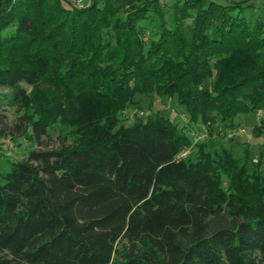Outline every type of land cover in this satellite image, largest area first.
Masks as SVG:
<instances>
[{
	"label": "trees",
	"instance_id": "obj_1",
	"mask_svg": "<svg viewBox=\"0 0 264 264\" xmlns=\"http://www.w3.org/2000/svg\"><path fill=\"white\" fill-rule=\"evenodd\" d=\"M227 1L0 0V134L35 144L2 176L0 264H264L261 159L212 141L254 114L264 138V15ZM139 98L191 131L115 130Z\"/></svg>",
	"mask_w": 264,
	"mask_h": 264
},
{
	"label": "rangeland",
	"instance_id": "obj_2",
	"mask_svg": "<svg viewBox=\"0 0 264 264\" xmlns=\"http://www.w3.org/2000/svg\"><path fill=\"white\" fill-rule=\"evenodd\" d=\"M217 3L227 5V0H214ZM242 2L243 0H236ZM255 8L246 9L245 15L258 16L264 15V0H254ZM4 47L0 44V52H4ZM32 90L30 89V92ZM137 103L129 104L126 109H123L121 116L119 117V123L115 127V130L127 127L133 124L139 118L146 119L147 117L155 114L156 111L164 113L165 116L171 118L179 125V128L183 131H191L189 127V120L185 112V108L178 105L173 100H154L153 104L149 103V99L143 100L136 99ZM151 101V100H150ZM153 109V110H152ZM10 119L13 120L17 115L16 110L9 111ZM18 112H24L23 109H19ZM260 114L241 116L236 120L235 127H229L227 125H218L215 134L212 137L215 147L220 148L223 146L229 150H233L235 156H242L245 149L251 148L255 160V164L261 159V163L264 165V138H255L252 134L253 127L260 120ZM51 124L50 132L54 137L60 134L66 135L70 140H74L80 135L82 130V121H79V125L69 124L67 121H63L62 118L54 120ZM194 140L196 141H208V137L203 128L199 132L193 128ZM217 132V133H216ZM219 133V134H218ZM210 143V141H208ZM34 143L28 140L27 137L11 136L0 134V185L4 184L2 176L9 173L12 169L13 161H20L26 157L29 151L34 147ZM188 153V151H187ZM262 165V167H264Z\"/></svg>",
	"mask_w": 264,
	"mask_h": 264
}]
</instances>
